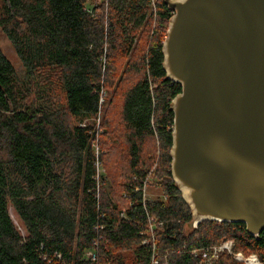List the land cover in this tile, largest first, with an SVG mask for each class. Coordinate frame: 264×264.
<instances>
[{
  "label": "trees",
  "instance_id": "trees-1",
  "mask_svg": "<svg viewBox=\"0 0 264 264\" xmlns=\"http://www.w3.org/2000/svg\"><path fill=\"white\" fill-rule=\"evenodd\" d=\"M154 6L152 0H0V31L23 68L18 75L0 51V264H92L86 254L99 236V264H151L150 219L162 224L153 239L160 257L168 252L167 264H197L192 250L228 239L264 264V230L254 239L243 224L186 228L191 212L172 181L169 155L170 103L180 86L162 67L172 13L163 0ZM118 59L128 61L116 91L122 136L109 130L108 143L124 142L116 160L102 141L106 153L95 156L93 124L74 120L97 116ZM99 159L113 174L107 185L95 180ZM144 186L159 196L144 201ZM213 264L241 263L221 255Z\"/></svg>",
  "mask_w": 264,
  "mask_h": 264
},
{
  "label": "water",
  "instance_id": "water-1",
  "mask_svg": "<svg viewBox=\"0 0 264 264\" xmlns=\"http://www.w3.org/2000/svg\"><path fill=\"white\" fill-rule=\"evenodd\" d=\"M166 78L180 86L170 174L203 221L264 230V0H163Z\"/></svg>",
  "mask_w": 264,
  "mask_h": 264
},
{
  "label": "rangeland",
  "instance_id": "rangeland-1",
  "mask_svg": "<svg viewBox=\"0 0 264 264\" xmlns=\"http://www.w3.org/2000/svg\"><path fill=\"white\" fill-rule=\"evenodd\" d=\"M157 0H154V5H156ZM155 9V6L152 7V10ZM0 51L2 52V54L5 56V58L11 63V65L13 66V68L15 69L16 73L18 75H21L23 73V68L22 65L19 61V59L17 58L15 51L12 47V45L10 44L9 40L6 38V36L0 31ZM128 59H118L117 61V68H118V72L115 76V80L112 84V86L106 91L103 92L101 95V99H100V109L99 112L97 114V116L92 117L90 120H83L80 122H77L76 120H74V124H78L80 126H84L87 124H93L97 135L95 137V141L93 142L92 148H93V152L95 154V156H97L98 158L102 155L105 154L107 149L110 147H113L114 149L111 151L112 155H114L118 160L120 159V154L122 152V149L124 147V142L123 139L121 141L117 140L115 142H113V144L108 143L109 141V135H110V129L115 130L118 134L120 133L122 136V126L121 123L118 121L119 119V112H118V104L120 102L119 97L116 93V91H119V89H117L118 87V82L119 80H121L122 82L124 81L122 77L124 69H122L124 67V65L127 63ZM125 80H128L127 78ZM125 82V81H124ZM124 85V84H123ZM117 89V90H116ZM110 99H114V103L112 107H108V103ZM107 123V125H111L108 127L109 129L106 130L103 128V125ZM102 141V143H106L107 148H105V150L102 152L100 149V142ZM150 145L149 143H146V146ZM157 145V144H156ZM110 146V147H109ZM158 147V145H157ZM158 152V148L156 150ZM110 153V154H111ZM110 164V163H109ZM110 171V169H109ZM108 170L106 169V167L104 166V162L99 159V163H98V169H97V173L98 176L96 177V181L98 186L104 185V183H108V181H110V175H113L112 173H107ZM112 172V171H111ZM115 172V171H114ZM105 185V186H106ZM144 189V193H143V198L145 199V201H152L154 200L158 195L157 190L151 187L145 186ZM9 215L10 218L14 224V226L16 227V229L19 231V233L21 235L24 236L25 231L24 228L22 226V224L20 223V221L17 219L15 213L13 212L12 208L9 207ZM197 237V236H196ZM194 237V239L196 238ZM234 242L232 240H222L220 241L218 244L213 245L208 247V257L204 258L202 255V253L204 252V249H196V250H192L190 252V255H193V258H195L197 260V264H213L215 262H217V260L219 259V257L221 255H227L230 256L234 261H237L235 259V256L238 253H242L241 255L246 256V259L248 258H252L254 257L253 255L250 254H244L241 250L236 251L234 250ZM224 244H231V248L230 250H219L221 245ZM216 252V253H215ZM195 254V256H194ZM250 255V256H248ZM210 256H215L214 259H210ZM248 256V257H247ZM255 258V257H254ZM256 259V258H255ZM241 264H245L244 261H237Z\"/></svg>",
  "mask_w": 264,
  "mask_h": 264
},
{
  "label": "built area",
  "instance_id": "built-area-1",
  "mask_svg": "<svg viewBox=\"0 0 264 264\" xmlns=\"http://www.w3.org/2000/svg\"><path fill=\"white\" fill-rule=\"evenodd\" d=\"M152 5L154 6V0H152ZM96 169H98V162L96 163ZM145 188V186L143 187ZM143 193H144V189H142ZM143 200L145 201V199L143 198ZM155 226H158V227H161L162 224L161 223H156L155 220L153 219H150L149 220V226H148V230L149 232L151 233V245H152V260H151V264H167V256H168V252H166L162 257H160L158 255V253L156 252V244L154 242V239H153V235H154V227ZM100 230H102V227L100 228ZM101 240V237H97V238H94L93 242H92V249L90 251L87 252L86 254V259L88 261H90L92 264H99V261H98V249H99V241ZM150 243L149 241L147 240H143L141 242V245H146ZM231 244H224V245H221L219 250H230ZM202 250V249H201ZM204 252L202 253L203 257L206 258L208 257V248H205L203 250ZM216 253V252H215ZM195 256V254H194ZM191 257H193V255H191ZM215 256H210V259H214ZM235 259L237 261H244V257L241 255V253H238L236 256H235ZM246 264V262H245Z\"/></svg>",
  "mask_w": 264,
  "mask_h": 264
},
{
  "label": "bare ground",
  "instance_id": "bare-ground-1",
  "mask_svg": "<svg viewBox=\"0 0 264 264\" xmlns=\"http://www.w3.org/2000/svg\"><path fill=\"white\" fill-rule=\"evenodd\" d=\"M244 260H245L246 264H259V262L254 257L249 258V259L245 258Z\"/></svg>",
  "mask_w": 264,
  "mask_h": 264
},
{
  "label": "flooded vegetation",
  "instance_id": "flooded-vegetation-1",
  "mask_svg": "<svg viewBox=\"0 0 264 264\" xmlns=\"http://www.w3.org/2000/svg\"><path fill=\"white\" fill-rule=\"evenodd\" d=\"M260 235V234H259ZM252 237V236H251ZM259 237V236H258ZM258 237L256 238V237H252V238H254V239H258ZM234 244V243H233ZM255 258H256V256L255 255H253ZM256 260L258 261V259L256 258ZM259 262V261H258ZM259 264H261L260 262H259Z\"/></svg>",
  "mask_w": 264,
  "mask_h": 264
}]
</instances>
